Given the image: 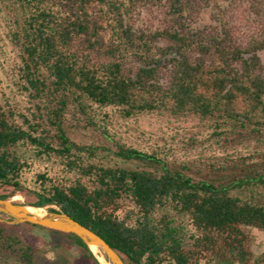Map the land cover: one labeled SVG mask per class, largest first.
Here are the masks:
<instances>
[{
  "label": "trees",
  "instance_id": "16d2710c",
  "mask_svg": "<svg viewBox=\"0 0 264 264\" xmlns=\"http://www.w3.org/2000/svg\"><path fill=\"white\" fill-rule=\"evenodd\" d=\"M206 7L212 22L193 27ZM0 12L34 104L0 101L1 198L25 190L31 152L64 175L38 174L26 203L68 213L126 264H264L242 227L264 230V0H0ZM151 114L199 118L221 153L174 165L111 132L115 115ZM12 226L0 221V255L40 264ZM48 230L101 264L76 234Z\"/></svg>",
  "mask_w": 264,
  "mask_h": 264
},
{
  "label": "rangeland",
  "instance_id": "374dc122",
  "mask_svg": "<svg viewBox=\"0 0 264 264\" xmlns=\"http://www.w3.org/2000/svg\"><path fill=\"white\" fill-rule=\"evenodd\" d=\"M221 2H228V0H218ZM214 3V0H211ZM245 5V4H243ZM212 7H206L195 16V21L192 23L193 27H200L212 22L211 20ZM4 16L0 12V33L5 31ZM144 20L147 22L148 15H144ZM264 32V23L261 25ZM17 50L13 48L12 43L4 35L0 34V101L17 106V111L27 112L34 104L28 97L26 92H23L17 84V76H14L13 67L16 65ZM264 64V49L259 51ZM110 113H113L108 109ZM111 132L116 134V138L120 139L121 143L124 141L128 144H139L144 149L157 148L163 151L165 156L171 163L175 160L176 163L194 162L199 165L198 159L208 161L206 156L215 153L220 154L221 145L212 144L210 139L211 130L208 126L201 122L196 117H183L175 119L167 115H143L138 118L130 120L117 119V115L112 117V124L110 125ZM192 133H198V142L194 145L189 143V138ZM98 136L94 132H90L86 140L97 139ZM78 140H83L82 136L77 135ZM248 145H239L238 148L246 149ZM219 149L220 151H217ZM30 159L31 166L25 172L23 181L25 190L17 191L15 195L11 196L16 201L27 202L35 200V195L30 189H38L40 181L38 174L46 173L47 176L56 178L64 175L63 166L46 157H37L33 153L27 154ZM117 160V159H116ZM121 163V160H118ZM127 165L136 166V163L126 162ZM174 164V162L172 163ZM175 165V164H174ZM12 190L11 186H0V194H9ZM0 217L9 219L3 213ZM1 221V220H0ZM6 222V221H4ZM8 223V222H7ZM11 224V223H8ZM12 229L21 235L22 240L30 244L40 257V264H94L82 255V248L77 244H70L59 234H54L48 228L39 226H30L29 224H11ZM243 229L250 234L252 238V250L255 255H260L264 252V230L258 229L254 226L243 225ZM191 226L188 225L189 231ZM59 244V246H58ZM0 264H26L19 258H12L8 255H0Z\"/></svg>",
  "mask_w": 264,
  "mask_h": 264
},
{
  "label": "water",
  "instance_id": "95a60500",
  "mask_svg": "<svg viewBox=\"0 0 264 264\" xmlns=\"http://www.w3.org/2000/svg\"><path fill=\"white\" fill-rule=\"evenodd\" d=\"M30 208H34L35 210H30ZM0 213L9 217V219L0 217V220L11 224L29 222L49 229L74 233L80 237L90 249L91 246H96L112 264H126L121 253L113 248L101 235L75 220L66 212L50 210L49 205L38 206L19 202L13 198L0 197Z\"/></svg>",
  "mask_w": 264,
  "mask_h": 264
},
{
  "label": "bare ground",
  "instance_id": "6f19581e",
  "mask_svg": "<svg viewBox=\"0 0 264 264\" xmlns=\"http://www.w3.org/2000/svg\"><path fill=\"white\" fill-rule=\"evenodd\" d=\"M30 210H35L30 208ZM91 249L101 264H112L96 246H91Z\"/></svg>",
  "mask_w": 264,
  "mask_h": 264
}]
</instances>
